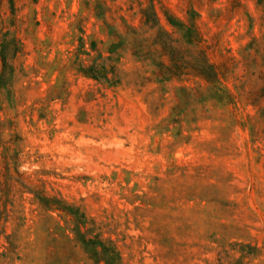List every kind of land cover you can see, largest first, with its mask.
Wrapping results in <instances>:
<instances>
[{
  "label": "rangeland",
  "instance_id": "374dc122",
  "mask_svg": "<svg viewBox=\"0 0 264 264\" xmlns=\"http://www.w3.org/2000/svg\"><path fill=\"white\" fill-rule=\"evenodd\" d=\"M0 264H264V0H0Z\"/></svg>",
  "mask_w": 264,
  "mask_h": 264
}]
</instances>
